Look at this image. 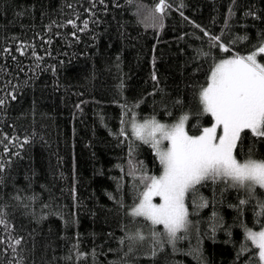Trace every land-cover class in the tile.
Returning <instances> with one entry per match:
<instances>
[{
	"label": "trees",
	"instance_id": "1",
	"mask_svg": "<svg viewBox=\"0 0 264 264\" xmlns=\"http://www.w3.org/2000/svg\"><path fill=\"white\" fill-rule=\"evenodd\" d=\"M158 3L0 0V264H261L245 234L264 225L258 186L196 185L174 243L131 215L162 171L132 121L187 115L197 135L214 64L264 42V0ZM234 155L264 160V137L243 131Z\"/></svg>",
	"mask_w": 264,
	"mask_h": 264
},
{
	"label": "snow or ice",
	"instance_id": "2",
	"mask_svg": "<svg viewBox=\"0 0 264 264\" xmlns=\"http://www.w3.org/2000/svg\"><path fill=\"white\" fill-rule=\"evenodd\" d=\"M166 7V0H159L155 12L163 14ZM211 39L220 41L218 36ZM217 46L228 51L222 43ZM261 54H264V42L246 56L236 54L215 64L207 86L200 91L203 111L214 122L199 135H189L185 130L187 115L172 125L160 123L154 117L140 124L132 123V134L151 144L163 170L159 176L142 177V182L148 183L131 215L144 217L152 225H163L171 243L188 224L185 196L202 181H231L233 187L245 188L250 195L257 186L264 189V160L249 158L241 162L234 155L243 131L250 130L253 135L264 137V63L257 59ZM164 141H168L167 148L162 147ZM153 197H160L161 202L153 203ZM258 206L260 214H264V201ZM245 234L246 240L258 249L259 261L264 264V225L260 231L245 228ZM152 235L158 236L155 232ZM136 238L145 239L139 232Z\"/></svg>",
	"mask_w": 264,
	"mask_h": 264
},
{
	"label": "rangeland",
	"instance_id": "3",
	"mask_svg": "<svg viewBox=\"0 0 264 264\" xmlns=\"http://www.w3.org/2000/svg\"><path fill=\"white\" fill-rule=\"evenodd\" d=\"M233 56H229V57H224V58H222V59H219L216 63H219L221 60H224V59H230V58H232ZM260 63H264L263 61H261V60H258ZM215 63V64H216ZM215 64H214V66H215ZM213 66V67H214ZM207 85H205L204 87H206ZM150 119H152V118H150ZM150 119H146V120H150ZM157 120V119H156ZM145 121V120H144ZM144 121H138L137 119H134L133 121H132V123L133 122H135V123H137V124H140V123H143ZM157 121H159V120H157ZM179 121V120H178ZM178 121H176V122H178ZM160 123H163V124H166V123H164V122H162V121H159ZM176 122H174V123H176ZM214 122V121H213ZM212 122V123H213ZM131 123V124H132ZM174 123H172V124H174ZM212 123L210 124V125H208V126H206V127H210L211 125H212ZM172 124H166V125H172ZM220 129H218L217 130V133L218 134H220ZM201 133V132H200ZM200 133H198L197 135H199ZM192 136H196V135H192ZM167 146H168V141H164L163 142V144H162V147H164V148H167ZM241 162H243V161H241ZM163 170V169H162ZM162 173V171L157 175V176H159L160 174ZM140 201V200H139ZM139 201L136 203V204H138L139 203ZM161 202V200H160V197H153V203H156V204H159ZM135 204V205H136ZM253 231H260V228L259 229H252Z\"/></svg>",
	"mask_w": 264,
	"mask_h": 264
}]
</instances>
